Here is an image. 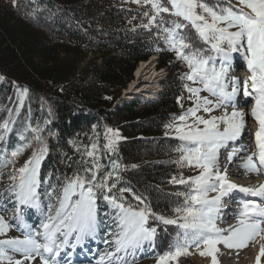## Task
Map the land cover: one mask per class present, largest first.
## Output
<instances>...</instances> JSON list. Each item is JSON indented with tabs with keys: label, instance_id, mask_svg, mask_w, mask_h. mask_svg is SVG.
<instances>
[{
	"label": "snow or ice",
	"instance_id": "1",
	"mask_svg": "<svg viewBox=\"0 0 264 264\" xmlns=\"http://www.w3.org/2000/svg\"><path fill=\"white\" fill-rule=\"evenodd\" d=\"M126 2L144 9L141 16L147 23L140 27L147 32L155 28L154 37L186 65L181 79L186 81L183 87L192 104L165 125V135L179 142L174 149L178 153L175 163L195 174L185 177L181 173L171 178V184L183 186L170 194L174 203L171 216L153 211L146 196L130 187H118L126 167L111 157L117 156L121 137L118 130L106 128L103 144L98 134L89 144L69 141L78 154L76 167L68 164L70 175L48 172L42 178L41 165L50 151L48 136L55 133L49 130L45 135L50 121L33 124L30 107L21 117L29 91L18 87L14 106L6 108L7 118L0 120V169L13 166L8 173L9 183L0 192V210L14 209L11 223L0 215V264H35L37 258L40 264H62V252L74 251L97 235L100 202L112 210L114 231L106 241L111 250L100 257L98 264H135L136 253L145 245L155 248L161 225L165 232L168 226H174L176 232L169 250L158 256L157 264H180L182 257L191 255L192 248L210 257L211 264H219L220 245L238 252L250 243L260 245L256 257V264H260L264 257V183L237 184L229 179L228 166L238 157L245 175L264 174V0H238L235 9L230 0L226 7L207 0ZM234 54H240L247 64L250 75L243 81L230 75ZM241 90L243 97L249 98L250 116L256 125L254 133L248 130L254 150L244 156H240L245 151L243 145L235 146L245 135L248 123L245 112L236 107ZM183 99L179 97L178 102ZM216 112L220 114H213ZM13 133L20 143L9 150L7 142ZM29 148H33L31 155L16 168L18 159ZM222 150H227L223 166ZM63 155L72 160L67 153ZM105 157L109 158L108 165L102 162ZM3 176L0 171V180ZM235 191L251 198L238 201L233 214L235 224L221 227L224 199ZM125 193H132L135 204ZM5 199L11 209L2 203ZM25 209L42 214L39 229L25 221ZM13 227L22 236L9 237ZM65 255L70 257L71 253ZM63 264H71L70 258Z\"/></svg>",
	"mask_w": 264,
	"mask_h": 264
},
{
	"label": "trees",
	"instance_id": "2",
	"mask_svg": "<svg viewBox=\"0 0 264 264\" xmlns=\"http://www.w3.org/2000/svg\"><path fill=\"white\" fill-rule=\"evenodd\" d=\"M143 10L126 0H15V6L14 0H0V120L7 118L5 109L14 106L18 87L27 88L21 117L30 107L33 124L50 121L45 135L49 130L55 133L48 136L50 151L41 165L42 178L48 172L71 174L68 164L76 167L78 154L69 141L89 144L98 134L103 144L106 128L118 130V154L111 159L118 158L126 167L118 187L143 194L153 211L171 216L170 194L183 186L170 180L181 173L187 177V167L175 163L179 142L165 135V125L191 106L181 79L187 68L154 37L155 28L147 32L140 27L147 23ZM190 34L195 39L194 32ZM152 55L168 71L164 89L152 102L127 98L123 90L139 63ZM179 97L185 99L178 102ZM18 143L15 133L10 134L9 150ZM102 162L110 161L105 157ZM12 167L0 171L7 173ZM125 196L135 204L132 193ZM25 210L44 218L39 211ZM105 213L111 216L112 210L100 202V214ZM163 229L161 225L155 245L160 254L169 250L176 232L174 226Z\"/></svg>",
	"mask_w": 264,
	"mask_h": 264
},
{
	"label": "rangeland",
	"instance_id": "3",
	"mask_svg": "<svg viewBox=\"0 0 264 264\" xmlns=\"http://www.w3.org/2000/svg\"><path fill=\"white\" fill-rule=\"evenodd\" d=\"M207 2H209L210 4L218 3L221 7H226V6H228L229 0H207ZM230 3H231L232 6H234V9H235V7H239L238 0H230ZM152 57L155 58L154 59V69H155L154 71H156L158 74H160V76L155 78L152 82L151 81H149V82H147V81L145 82L144 81L140 86L145 84L146 86H150V87L151 86H159V89H164L163 78L166 76L168 71H167L166 67H161L159 65V58L157 57V55H152L147 60L150 61L152 59ZM147 60H146V62H148ZM142 62L143 61H141L139 63V65ZM139 65H138V67H139ZM245 70H247L246 61L243 59V57L240 54H234V60H233V65H232V68H231V71H230V75L231 76H237V77H239L241 79V81H243L244 78L242 76V74H243L242 71H245ZM134 74L136 75V70H135ZM135 75H134V79H136ZM146 77H147V75H146ZM143 79H144V75H143ZM133 80L123 90V93L125 91L129 90V86L133 82ZM249 87H250V85H249ZM139 88H137V89H139ZM143 92H141L142 94L141 93H137V91H134V92H131V93H127L126 97L127 98H131L133 95L138 97V95H139V97L141 99H144L143 97H144V95H146V93H143ZM161 92L162 91H160V93ZM202 95H207V93H202ZM243 98L244 97H243L242 90H241V93L238 96L239 103H241V104H240V106H238V108L242 107V109L245 111V113L247 112V114H248L245 117L247 122H248L247 126H246V129H245V136L248 137V130L251 129V131L254 133L256 131V125L252 121V118L250 116L251 104L247 102V100L249 98H246L245 101L240 102V100L243 99ZM191 104H192V102H191ZM229 109H228L229 111L232 110L231 107H229ZM213 114L219 115L220 113L216 112V113H213ZM237 143L240 145V144H242V141H237L236 145H237ZM223 151L224 150H222V152ZM30 155H31V150L29 148L18 159V165L15 166V167L16 168H19V166L21 167L25 163V161L28 159V157ZM223 156H225V153L221 154V157H220L221 161L224 160ZM233 167L235 168V166H233ZM186 169H187V176L195 174L192 169H190V168H186ZM234 170H235L234 173L231 174L232 175L231 179H237V180H241V181L246 179V177H243L241 175V174H243L242 170H237L236 168ZM3 173H4L3 179L0 180V192H4L6 186L8 185L6 183H9V180H8V173L9 172H7V173L3 172ZM237 173H239L240 175L238 176ZM248 179L251 180V178H248ZM236 198H237L236 200H239L240 196H238ZM225 199L227 201V198H225ZM2 203L8 204V200L5 199ZM228 204H230V203H227L226 205L229 206ZM8 207L11 209L12 205L8 204ZM13 213H14V209L12 211H8V212L0 210V215H3L5 217V219L8 220L10 223L12 222L11 217H12ZM222 215L224 216L223 218H225V216L227 217V212L223 211ZM26 216L27 217L31 216L30 219L26 220V222L28 224H30L34 229H39L40 223L42 222V220L44 218L34 217L35 216L34 213H30L29 214L26 210H24V218H26ZM100 217H101V224H100L99 231H98L97 235L94 238L87 239L82 245L77 246L74 251L71 250V249H66L65 252H62L61 253L62 264H63V261L65 259H69V258L71 260V264H98V262L100 261V257L102 255H104L107 251L111 250L112 246L109 243H106V241H109L111 239L110 232L114 231V224H113V221L111 220V216L110 215H104L103 216V215L100 214ZM229 220H227L228 222L226 221V222H223V223H227V224L231 223V219H229ZM8 235H9V237H16V236H22V233H21V231L18 230L17 227H13L10 230V232L8 233ZM252 245L253 244L250 243L249 247L247 249L251 248ZM220 246H223V245H220ZM85 252H87V254ZM190 252H191V255H189L187 257H182L180 259V264H211V258L207 257V256H201L199 254V252L196 251L195 248L190 249ZM65 253H71L70 257L66 256ZM159 255H162V254L157 252V248L156 247L151 249L149 247L144 246V250L143 251H138L136 253L135 264H157V258H158ZM230 260H231V262L233 261L232 258ZM242 261L244 262L243 259H242ZM35 264H40V261H39L38 258L35 261ZM104 264H107V261H105ZM260 264H264V257H261Z\"/></svg>",
	"mask_w": 264,
	"mask_h": 264
},
{
	"label": "bare ground",
	"instance_id": "4",
	"mask_svg": "<svg viewBox=\"0 0 264 264\" xmlns=\"http://www.w3.org/2000/svg\"><path fill=\"white\" fill-rule=\"evenodd\" d=\"M154 59L152 57V59L148 62L146 61H143L139 67L136 69V79L133 80V82L130 84L129 86V90L128 92L131 93V92H134V91H137V93H141V91H144L143 93H146V95H144L143 98L145 99H151V100H157L158 99V95H159V92L161 89H159V86H146L145 84L142 85V86H139L140 84H138V80L141 78L143 79V75H144V81L146 82H149V81H153L155 78L159 77L160 74H158L156 71H154ZM234 71V70H233ZM243 73V72H242ZM149 74V75H148ZM147 75V77H146ZM241 75V74H240ZM245 75H250L248 72L245 71V73L242 74V76H245ZM241 77V76H240ZM138 86L140 87L139 89H136L138 88ZM142 94V93H141ZM133 97H136L133 95ZM139 97V95H138ZM125 99V98H124ZM130 99V98H129ZM132 99V98H131ZM152 102V101H151ZM241 103H239V100L237 101V105L236 107L238 108V106H240ZM239 110H242V107L238 108ZM230 110V109H229ZM245 112V111H244ZM246 116L248 115L247 112L245 113ZM245 136V135H244ZM247 138H245L246 140ZM231 148V146H229ZM239 147V146H237ZM224 154L225 153V156L224 157V160L221 161V164L223 166V164L225 163L226 161V157H227V150H224L223 152L221 151V154ZM245 154L243 153L241 156H244ZM242 161L239 159V158H234L233 159V162L232 164H230L228 166V177L230 180L233 181V179H231V174L234 173V167L235 164H239L241 163ZM238 176L240 175L239 173H237ZM236 174V175H237ZM243 177H246V180L248 178H252L253 177V180L255 181L256 179V182H253L252 185H257V184H261L263 181H261L260 177L261 175L257 176V175H245L244 173L241 174ZM241 178V177H240ZM243 180V179H242ZM235 181V180H234ZM252 182L251 180L248 179L247 183ZM264 183V182H263ZM231 195L232 193L230 194L229 197L227 198H231ZM238 196H241V193H236L233 195V198L231 201L227 199L224 200V209L223 211H226L227 212V217L225 216L224 218V222H226L227 220L231 219V224H235V219H234V213L235 211L237 210L238 208V201L239 200H236ZM241 197H246L245 195H242ZM235 201V202H234ZM230 203L228 204L229 206H227L226 204L227 203ZM224 217V216H223ZM230 221V220H229ZM233 221V222H232ZM228 222V221H227ZM220 226L221 227H226L227 226V223H220ZM259 243L255 244V245H252L251 248L247 249H240L238 252L237 250L235 249H226L225 247L223 246H220V253H218V261H219V264H256V257L257 255H259ZM232 258V262H231V259ZM242 259L244 260V262L242 261ZM243 262V263H242Z\"/></svg>",
	"mask_w": 264,
	"mask_h": 264
},
{
	"label": "water",
	"instance_id": "5",
	"mask_svg": "<svg viewBox=\"0 0 264 264\" xmlns=\"http://www.w3.org/2000/svg\"><path fill=\"white\" fill-rule=\"evenodd\" d=\"M134 75H135V74H134ZM135 77H136V75H135ZM138 82H139L138 84L141 85V84L144 82V79H141V78H140V79L138 80ZM140 85H139V86H140ZM139 86H138V88H139ZM136 89H137V88H136ZM141 92H143V91H141ZM127 93H129V92H128V91H125V92L123 93V95L126 96ZM146 96H147V95H146ZM131 98H133V96H132ZM149 100H150V101H155V100H151V99H149Z\"/></svg>",
	"mask_w": 264,
	"mask_h": 264
}]
</instances>
